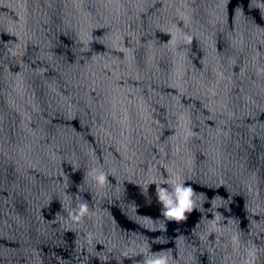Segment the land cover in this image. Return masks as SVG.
Wrapping results in <instances>:
<instances>
[{
	"label": "water",
	"instance_id": "obj_1",
	"mask_svg": "<svg viewBox=\"0 0 264 264\" xmlns=\"http://www.w3.org/2000/svg\"><path fill=\"white\" fill-rule=\"evenodd\" d=\"M0 264H264V0H0Z\"/></svg>",
	"mask_w": 264,
	"mask_h": 264
}]
</instances>
